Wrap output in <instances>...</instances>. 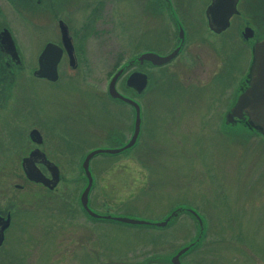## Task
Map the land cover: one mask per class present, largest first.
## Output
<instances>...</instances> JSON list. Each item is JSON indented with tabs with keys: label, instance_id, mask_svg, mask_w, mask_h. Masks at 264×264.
<instances>
[{
	"label": "rangeland",
	"instance_id": "obj_1",
	"mask_svg": "<svg viewBox=\"0 0 264 264\" xmlns=\"http://www.w3.org/2000/svg\"><path fill=\"white\" fill-rule=\"evenodd\" d=\"M111 1L124 4L127 17L137 18L135 0ZM186 1L188 16L205 24L209 0ZM159 2L157 39L150 32L124 50L127 39L117 33L107 37L97 30L94 39L84 42L82 36L95 32L96 23L76 29L71 24L76 47L91 49L74 72L77 77L59 88L29 80L33 97L47 109L37 105L34 121L39 114L45 118L49 138L68 133L54 137L60 142L49 154L60 165L61 180L46 195L35 187L14 190L22 170L12 155L21 149L7 147L8 137L2 134L10 153H0V209L14 197L16 211L0 248V264H169L168 255L196 236L197 222L185 212L167 227L133 226L91 220L78 203L86 185L78 167L82 155L94 147L120 146L132 135L133 110L107 94L115 67L142 46L161 49L171 40V2ZM22 45L32 49L34 39H24ZM203 51L192 55L194 67L178 72L175 83L171 64L152 71L153 83L138 100L153 126L131 149L91 159L90 206L103 214L155 223L184 205L198 212L205 229L200 245L181 259L184 264H264V138L257 132L250 135L239 123L224 125L252 50L232 29L207 40ZM116 86L135 98L133 91ZM69 116L78 124L77 146ZM15 126L17 131L27 128L18 119Z\"/></svg>",
	"mask_w": 264,
	"mask_h": 264
},
{
	"label": "flooded vegetation",
	"instance_id": "obj_2",
	"mask_svg": "<svg viewBox=\"0 0 264 264\" xmlns=\"http://www.w3.org/2000/svg\"><path fill=\"white\" fill-rule=\"evenodd\" d=\"M163 1L171 2V17H168V20L171 21V40H167L164 44L165 48L161 49L153 46H142L139 51L121 61L114 69V74L120 68L123 70L116 81V85L118 83L122 87L127 88V76L134 71L147 74L153 83L152 71L168 68L170 64L171 82L175 83L174 81L178 79L176 77L178 72L194 67V64L190 63L193 58L192 55L194 54L196 57L201 56L207 40L212 41L216 38H222L232 29L234 32L236 31L238 37L249 48L250 52L255 42L264 39V0H238L236 3L237 12L229 18L228 27L221 32L214 31L208 24L206 8L211 3V0H209L205 8V24L188 16V1ZM135 2L137 18L127 17L129 9L122 3L115 5L111 0H0V153H10V150H7L4 146L5 141L1 137L2 134H6L8 137L7 147H19L21 149V152L17 153L18 155H12L13 164L19 163L22 170V181L21 183L12 184L14 190L35 187V189L43 192L45 195L47 191H50L42 183L31 181L26 177L22 169V159L28 157L33 150L37 149L39 152H37L34 158H40L41 161L35 159L34 164L41 173L45 177H50L47 165L42 162L44 157L45 160L56 165L60 172V165L49 154L52 150H57V145L60 142V140L58 142V139L56 140L54 137L58 138L56 135L66 137V134H68H58L56 132V135L49 138L47 133L48 125L46 122L43 123V119L45 118L39 114L37 121H34L31 116L33 115V109L38 110L37 105L42 108H45V106L43 107L42 103L33 97V92L29 90V80L31 78L40 79L54 88H59L63 84L70 85V81L73 82L74 78L77 77L74 72L81 67L83 57L89 55L91 49L85 50L81 47L79 50L76 47V40L72 33L71 24L76 29L85 22L96 23L95 32L82 36L81 39L84 42L85 40L88 42L90 39H94L95 35L98 34L97 30L100 33L102 32L103 35L106 34L107 37H111L117 33L118 36L123 37L122 39H127L125 40L124 50H126L129 44L137 46L144 39L143 37L148 36L150 32L153 35L152 38H156L154 36L158 34L161 9L159 0H135ZM100 23L101 27L99 29L97 27L100 26ZM64 26L67 28V35L70 39L69 44V41L64 38ZM146 26H151L152 28L148 30ZM245 28H248L251 33V36L247 39L242 37ZM75 32L79 35V30ZM31 38L34 39L35 46L32 49H28L22 45V41L24 42V39L31 40ZM144 52L160 55L175 53L167 63L155 65L149 60L139 61L137 59ZM42 53H45L46 62L50 60L56 63L57 78L55 80L35 74L39 68V56ZM113 75L110 77V80ZM118 91L126 95V93ZM144 93L139 95L136 93L135 96L141 106L139 138L147 128L153 126V122H149L147 119L142 101L138 100ZM130 108L133 109L131 106ZM17 119L25 122L27 128L17 131L18 129L15 126ZM68 120H71L74 127V133L71 135L73 145L77 146L78 133L75 127L78 124L74 123L73 117ZM77 120L79 121V118ZM120 120L123 122V118H120ZM91 123L92 120L90 119V123L88 122V124ZM119 127L123 128V125L120 124L118 125ZM32 130L37 132L34 138L31 137ZM122 145L120 144V146ZM84 155L80 158L78 167H80ZM10 162L11 160L7 159V163ZM80 176L82 180L83 173ZM15 202L16 199L14 197L10 198L8 199L7 207L0 209V217L6 218L9 215L10 219L8 227L4 230V239L0 248L5 242V234L13 224L14 212L16 211ZM82 213L84 214V212ZM1 224H3L2 221L0 222Z\"/></svg>",
	"mask_w": 264,
	"mask_h": 264
},
{
	"label": "water",
	"instance_id": "obj_3",
	"mask_svg": "<svg viewBox=\"0 0 264 264\" xmlns=\"http://www.w3.org/2000/svg\"><path fill=\"white\" fill-rule=\"evenodd\" d=\"M237 1L238 0H211V3L206 8V17L208 19L209 27L216 32L225 30L229 25V18L237 12ZM67 34V28L64 26V38L69 41V44L70 39ZM250 36L251 33L249 29L245 28L242 37L247 39ZM174 53L160 55L152 52H144L141 53L137 59L139 61L149 60L152 64L162 65L170 61L171 57L174 56ZM251 59L249 70L236 92L234 102L225 114L224 125L226 127H231L239 123L241 127L247 128L250 131V135L254 132H260L264 135V39L257 41L252 45ZM55 64L54 61L50 60H47L46 62L45 53H42L39 56V68L35 74L47 77L50 80H55L57 78ZM122 71L123 70L120 68L113 75L108 83L107 92L112 100L130 105L133 108L132 135L130 139L120 147H95L84 155L80 164V169L82 170L83 178L86 180V185L79 194V204L81 210L91 220L103 219L105 221H115L133 226L154 225L158 228H163L169 226L180 213H188L197 222V234L192 241L177 248L166 258L169 264H184L181 259L200 245L205 232L203 221L198 212L194 209L184 205H177L171 210L169 216L161 221L151 223L124 216H113L109 213L103 214L94 211L89 205V194L93 186V177L90 170L91 159L97 154L115 155L129 150L137 143L140 135L141 106L139 102L135 98L119 92L116 88V81ZM126 85L127 89L133 90L135 95L136 93L139 95L144 93L150 87L151 80L147 74L134 71L127 76ZM36 134L37 132L35 130L31 131V137L34 138V135ZM37 152H39L37 149L33 150L28 157L22 159V169L29 180L42 183L48 187V190L52 191L61 178L59 169L52 162L45 160L44 157L42 162L47 165V169L50 173V177H45L34 164L35 159L41 161L40 158H34ZM9 220V215L6 218L0 217V222H3V224L0 225V245L4 239V230L8 227ZM149 261H152V259L148 260V262Z\"/></svg>",
	"mask_w": 264,
	"mask_h": 264
}]
</instances>
